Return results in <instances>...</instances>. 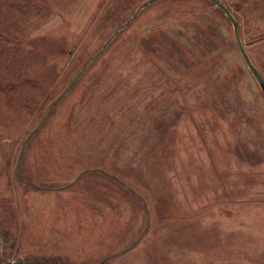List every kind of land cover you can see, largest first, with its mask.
Returning a JSON list of instances; mask_svg holds the SVG:
<instances>
[{
	"label": "rangeland",
	"instance_id": "374dc122",
	"mask_svg": "<svg viewBox=\"0 0 264 264\" xmlns=\"http://www.w3.org/2000/svg\"><path fill=\"white\" fill-rule=\"evenodd\" d=\"M0 0V264H264V93L209 0ZM264 79V0H219ZM84 69L67 93L52 103Z\"/></svg>",
	"mask_w": 264,
	"mask_h": 264
},
{
	"label": "water",
	"instance_id": "95a60500",
	"mask_svg": "<svg viewBox=\"0 0 264 264\" xmlns=\"http://www.w3.org/2000/svg\"><path fill=\"white\" fill-rule=\"evenodd\" d=\"M156 0H147L144 3H142L137 10L134 12V14L131 16V18H129L124 24H122L121 26H119V28H117L115 30V32L110 36V38L105 42V44L102 46V48L95 54V56L91 59L90 63L88 64V66L101 54V52L103 51V49L106 47V45L109 43V41L117 34V32L121 29H123L124 27H126L138 14V12L146 7L148 4L153 3ZM211 1L213 4H215L219 9H221L227 19L231 22V24L233 25V32H234V38L236 41V45L238 47V50L246 64V66L248 67L249 71L251 72V74L253 75V77L255 78L257 84L259 85L261 91L264 93V79L261 76V74L259 73L258 69L254 66V64L251 62L249 56L247 55L245 48L243 46V43L241 41L240 35H239V31H238V23L237 20L234 18V16L230 13V11L226 8L225 5H223L219 0H209ZM84 69L79 72L77 74V76L70 82V84L67 86V88L58 96V98L52 103V105L50 106V109L67 93V91L74 85V83L76 82V80L81 76V74L83 73Z\"/></svg>",
	"mask_w": 264,
	"mask_h": 264
},
{
	"label": "built area",
	"instance_id": "2783aa9c",
	"mask_svg": "<svg viewBox=\"0 0 264 264\" xmlns=\"http://www.w3.org/2000/svg\"><path fill=\"white\" fill-rule=\"evenodd\" d=\"M2 247V244L0 243V248Z\"/></svg>",
	"mask_w": 264,
	"mask_h": 264
}]
</instances>
